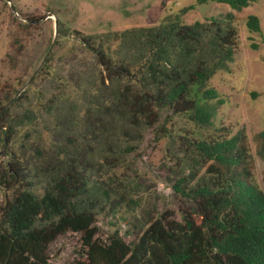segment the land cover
<instances>
[{
  "label": "trees",
  "instance_id": "1",
  "mask_svg": "<svg viewBox=\"0 0 264 264\" xmlns=\"http://www.w3.org/2000/svg\"><path fill=\"white\" fill-rule=\"evenodd\" d=\"M216 1L242 11L256 0ZM193 9L168 15L154 27L74 31L95 63L94 79L78 87L81 96L72 106L83 107V119L73 121L70 135L51 157L36 150L42 161L32 175L14 159L1 173L0 191L21 181L29 189L15 195L0 220V264H52L50 245L68 232L82 234L86 259L77 264H264V190L253 177L245 129L233 135L219 128L210 138L195 140L174 137L166 125L185 117L199 128H212L225 101L210 82L230 70L239 45L232 12L184 24L182 17ZM247 28L260 33V19L250 16ZM67 34L59 22V38ZM51 61L45 64L47 74ZM29 92L17 99L7 95L8 107L0 103V122L7 128L1 132L3 143L38 122L39 114L30 109L13 115L24 108ZM157 126L158 139L169 137L181 147V174L172 189L192 207L180 221L171 213L151 219L133 243L119 231L102 241L96 218L105 205L117 200L140 205L130 196L134 185L119 181L117 171ZM256 138L264 157V132ZM35 179L43 187L41 197L33 189Z\"/></svg>",
  "mask_w": 264,
  "mask_h": 264
},
{
  "label": "rangeland",
  "instance_id": "2",
  "mask_svg": "<svg viewBox=\"0 0 264 264\" xmlns=\"http://www.w3.org/2000/svg\"><path fill=\"white\" fill-rule=\"evenodd\" d=\"M191 6L194 9L182 17L184 24L232 12L239 45L230 70L219 72L210 82V87L225 101L216 110L212 128H199L185 117H175L166 125L174 137L188 135L195 140L210 138L219 128H226L233 135L245 129L254 159L253 177L264 190V157L259 155L260 143L256 138L264 132V0H256L242 11L216 0L206 4H199L198 0H0V103L8 107L7 95L17 99L29 89L22 102L24 108H17L13 115L26 109L39 114L38 122L19 128L16 136L5 143L1 132L7 128L0 122V175L11 159L32 175L42 161L36 150L42 151L45 158L51 157L70 135L73 121L83 119V107L74 110L72 106L81 96L77 95L78 87L94 79L95 63L75 39L74 31L96 34L154 27L166 16ZM250 16L260 19V33L248 30ZM56 21L65 26L66 37L56 38ZM55 39L46 59L52 57L51 72L47 74L44 60ZM51 100H55L54 104ZM165 118L166 115L158 126ZM158 126L145 134L126 165L117 171L119 181L134 185L130 196L140 205L130 207L119 200L105 205L96 218L97 238L102 241L119 231L126 243H133L151 219L171 213L180 221L181 214L192 207L172 189L176 175L181 174V147L173 146L169 137L158 139ZM33 183L35 193L41 197L44 190L40 181L35 179ZM23 189H29L25 181L2 188L0 220L8 204ZM83 251L82 234L68 232L50 245L48 255L52 264H77L86 259Z\"/></svg>",
  "mask_w": 264,
  "mask_h": 264
},
{
  "label": "water",
  "instance_id": "3",
  "mask_svg": "<svg viewBox=\"0 0 264 264\" xmlns=\"http://www.w3.org/2000/svg\"><path fill=\"white\" fill-rule=\"evenodd\" d=\"M56 23H57V26H58V22L56 21ZM57 36H58V30H57V33H56V38H57ZM55 42H56V39L54 40V43L52 44V46H51V48H50V50H49V52H48V54H47V56H46V58H45V60H44V62L46 61V59H47V57L50 55V53L52 52V50H53V47H54V45H55ZM38 73V71L35 73V75L30 79V81L28 82V84L33 80V78L36 76V74ZM27 86V85H26ZM24 90V89H23ZM23 90L19 93V95L23 92Z\"/></svg>",
  "mask_w": 264,
  "mask_h": 264
}]
</instances>
